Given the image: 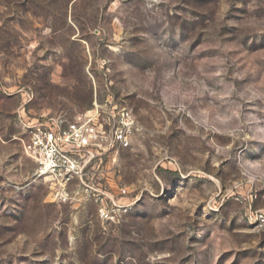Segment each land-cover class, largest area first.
<instances>
[{
	"label": "rangeland",
	"instance_id": "obj_1",
	"mask_svg": "<svg viewBox=\"0 0 264 264\" xmlns=\"http://www.w3.org/2000/svg\"><path fill=\"white\" fill-rule=\"evenodd\" d=\"M113 100L139 130L114 222L52 201L25 124ZM257 198L252 202V194ZM264 0H0V264H264Z\"/></svg>",
	"mask_w": 264,
	"mask_h": 264
},
{
	"label": "built area",
	"instance_id": "obj_2",
	"mask_svg": "<svg viewBox=\"0 0 264 264\" xmlns=\"http://www.w3.org/2000/svg\"><path fill=\"white\" fill-rule=\"evenodd\" d=\"M25 154L35 163L33 177L49 186L52 201L93 204L97 217L114 222L136 203L125 186L113 189L118 161L139 130L133 110L107 100L67 116L44 114L25 124ZM257 194H252V202ZM249 222L264 226V211L253 209Z\"/></svg>",
	"mask_w": 264,
	"mask_h": 264
}]
</instances>
